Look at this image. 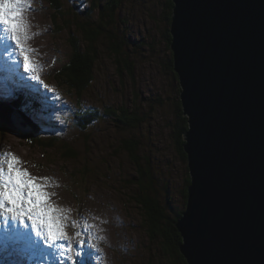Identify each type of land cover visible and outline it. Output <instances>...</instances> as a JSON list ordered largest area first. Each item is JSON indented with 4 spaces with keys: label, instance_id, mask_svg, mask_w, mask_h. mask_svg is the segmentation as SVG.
Here are the masks:
<instances>
[{
    "label": "rangeland",
    "instance_id": "1",
    "mask_svg": "<svg viewBox=\"0 0 264 264\" xmlns=\"http://www.w3.org/2000/svg\"><path fill=\"white\" fill-rule=\"evenodd\" d=\"M33 1L34 8L30 4L31 9L24 14L29 26L27 35L30 37L25 42V47L33 50V55L30 53V59L34 64L38 61L45 64V66L41 65L44 73L42 76H45L54 85L59 93L58 97L61 98V105L65 110L75 114L79 108L77 105L83 104L85 101L86 106L97 108V110H116L121 106H125L130 108L132 113L137 103L138 107L143 110L144 104L139 105L142 102L141 97L149 98V101L155 103L157 101L156 96L163 95L166 110L163 111L162 116L156 114L157 116L151 120L150 126L144 122L142 126L145 130L140 132V136L144 143L145 154H147L145 166L148 168L154 165V168L152 166L153 171L161 174L159 179L162 186H168V189L170 187L169 193L162 196V201L159 200L165 205L166 210L167 208L170 209V215H181L182 211L186 209L187 197L189 196L188 193L187 197H184L181 192L185 186H187L188 192L191 176L190 174L184 175L186 169L183 168L180 158L176 155L175 145L170 137L173 133L170 128L173 123L172 113L175 115L178 93L181 103L180 93L182 89L176 78L173 61L172 64L170 63L173 55L166 39V37L168 38L167 35H169L171 41L174 39L171 33L172 17H167L169 22L166 20L169 0H61L63 4L62 15L71 11L72 14L77 16V19L80 18L79 24L83 23V17H88L86 13L94 17V21L77 28L75 24L77 20H73L74 16H71L72 19L68 20L71 31L63 26L61 17L58 19V25L53 22V15L57 11L54 4L51 6L47 0ZM171 2L173 5V0ZM104 6L111 7L109 11L113 10L115 12L116 21L114 24L106 20L105 15L102 14V7ZM96 7L99 8L96 9ZM78 10L81 12L80 15L76 14ZM92 10L94 11L91 12ZM109 11L106 10L105 13ZM99 26H112L119 38L128 41L129 52L134 57L130 60L127 59L133 64L135 75L132 78L126 74L124 80L119 79L116 69V65L120 68L118 60L116 61V58H113L106 43L105 47L100 50L101 58H98V61L91 65L93 70L86 69L89 70L90 79H93L89 82L91 83L88 89L90 90L89 93L85 94L83 101H80L78 97L71 95L67 89L61 86L57 80L56 72H60L63 66L70 61L69 58L72 53L71 44L69 45L70 35H76L82 45L84 39L82 37L83 30L81 29H89L97 34L98 31L100 32ZM8 42L16 47L13 42ZM131 48H137L138 51L131 52ZM0 49L2 50L3 46ZM10 55L15 59V62L8 69L4 68L6 79L14 84L21 83L23 85L26 83L28 89L34 85L55 100L56 97L44 88L43 83L31 79V74L25 70L18 49L11 50ZM168 65H171V70ZM14 70L17 72L12 74ZM1 72L2 67H0V75ZM175 83L178 84L176 92L171 87ZM5 93L12 97V101L20 96L23 102L34 105L39 108L40 112L45 111L43 107L40 109L37 99L31 92L21 90L19 93L11 91H5ZM153 96L155 99H151ZM136 99L137 103H134ZM34 106L33 109L36 111ZM80 106L85 107L84 105ZM146 110L150 111V106H145L144 111ZM38 117L43 124L51 121L40 114H38ZM167 117L169 121L166 120ZM184 117L187 119L189 129L188 117ZM67 118H71V115ZM58 124L57 121L55 126H58ZM93 132L88 136L89 139L91 137L90 142H86V145L89 143L88 149L91 150V156L88 155V160L92 163L103 164L111 170L117 169L116 178H106L109 183L104 184L98 181L93 187H90L93 184L88 182L89 179L79 177L80 180L85 181V184L81 183L80 186L78 184L74 187L73 185L78 182V179L73 178L72 166L69 165L71 163H65L60 153H57L58 165L49 166L44 162L42 153L38 149L29 148L26 140L19 139L13 132H5V135H0V146L5 147L3 152L9 150L7 153L15 154L22 161L21 167L25 168L32 176L46 177L50 185H55L49 186L47 191L54 193L51 197L54 204L68 210L66 216L69 217L70 221V226H68L67 220L64 221L68 227L65 231L69 237V240L62 242L65 248L69 246V242L72 248L73 242L77 238L76 233L73 236L70 235L69 229L71 227L76 232L84 233L79 237V239L86 241L82 253L90 251L97 256L95 261L90 262L92 264H178L175 259H168L164 252H161V255L151 254L154 261L148 256L149 245L151 244L147 230H144V225L146 216L149 217L148 207L150 205L146 203V207H144V205L139 204L140 208L134 204L133 197L135 191L139 190L140 184L134 181L137 177L134 176L133 165L124 153L118 154V160L115 161L109 151L111 148L118 147V142H116V146H112V144L115 139L119 140L121 138L120 142L123 139L122 134L115 133V129L109 127L105 122L102 123L98 132ZM126 136H129V134H126ZM53 137L55 138L56 134ZM83 138L79 134H72L71 131L66 133L63 139L67 141V146L72 149L80 147V155L83 157V141H81ZM159 163L163 170H159L157 166ZM113 164H115V167ZM185 166H188V155ZM39 182L43 183V181ZM141 190L138 193L143 196L147 197L150 194V189L147 186H142ZM155 219L153 216L150 221L155 222ZM73 221L78 222L77 226H73ZM85 223L93 226L89 230L92 234L91 237L84 230ZM10 227L11 222L8 226L0 227V232L2 228L9 229ZM33 235L35 234L33 233ZM35 241L42 242L39 238H36ZM7 243L9 242L0 241L2 249L9 248L4 253H0V264L14 261L22 264L19 260H22L24 264H58V254L70 256L69 252L65 253L61 250L57 253L56 248L49 249L47 245L43 244L44 250L42 252H39L36 248L37 253L35 255L31 256L23 253L15 260L12 258L13 251L10 250ZM76 250L77 252L81 251L78 243L75 248H72L71 257L65 261V264H69L70 260H72V264L76 263ZM14 251L18 252L15 248ZM82 262L84 261L82 260Z\"/></svg>",
    "mask_w": 264,
    "mask_h": 264
},
{
    "label": "water",
    "instance_id": "2",
    "mask_svg": "<svg viewBox=\"0 0 264 264\" xmlns=\"http://www.w3.org/2000/svg\"><path fill=\"white\" fill-rule=\"evenodd\" d=\"M171 17L189 123L180 251L189 264H264V0H173ZM1 125L38 132L13 107Z\"/></svg>",
    "mask_w": 264,
    "mask_h": 264
},
{
    "label": "trees",
    "instance_id": "3",
    "mask_svg": "<svg viewBox=\"0 0 264 264\" xmlns=\"http://www.w3.org/2000/svg\"><path fill=\"white\" fill-rule=\"evenodd\" d=\"M47 2H49L51 6L54 4L57 10L53 15V22L58 25V19L61 17L63 26L67 27V30L69 31H71V26H69L68 20L71 18V16H74L73 20H77L75 23L77 28H81L83 25L94 21V17H91L89 13H86L87 15H85L88 17H83L82 15L83 23L79 24L78 22L80 21V18L77 19V16L72 14L71 11H69V13L65 12L64 15H62L63 4L61 3V0H47ZM172 7V2L169 0V10L166 13V20L168 22L169 20L167 17H171ZM98 8L99 7H96V9ZM102 8V14L105 15V19L114 24L116 21L115 12L113 10L109 11L111 7L104 6ZM71 10L73 11L74 9ZM106 10L109 12L105 13ZM93 11L94 10L91 12ZM76 14L80 15L81 12L78 10ZM81 30H83L82 37L84 39V43L81 45L76 35H70L69 45L71 44L70 48H72V53L69 58L70 61L63 66V69L60 72H56L58 76L57 80L63 88L67 89L71 95L78 97L80 101H83L85 94L89 93L90 91L88 90L91 86V83L89 82L91 79H93H90L91 76L88 74V72L89 70H93V66H91L92 63L97 62L98 58H101L102 55H100V50L105 47L106 43V46L110 49L113 58H116V61L118 60V65L120 68L116 65V69L119 79L124 80V76L126 74L134 78L135 73L133 71V64L132 62L128 61V59L130 60V58L134 57V55L129 52V43L124 38H119L112 26H99L100 32L98 31L97 34H94V31L89 29ZM167 36L168 38L166 37V39L170 47L171 40L169 35ZM131 50V52L138 51L137 48H131ZM170 63L172 64V57ZM168 66L171 70V65ZM171 87L174 89V92H176L178 89V84L175 83ZM162 96L163 95L156 96L157 101L155 103L149 101V98L145 99L141 97L142 102H140L139 105L144 104L143 110L138 107L137 98L134 100V103L137 104H135V109H133L134 112L132 113L130 112V108L125 106H121L116 110H97V108L95 109L93 107L86 106L84 103H81L80 105H84L85 107L78 105L79 108L77 112H75V114H69L71 115V118H68L67 122L71 123L72 126L67 131H72V134H79V136L84 137L83 140H81L83 141V157L80 155V147L75 149L68 147L67 141H65L60 134L56 135L55 138L53 137L55 134L52 133V131L55 130L54 127L48 123L43 124L38 117L37 112L33 109V106L30 103L23 102L18 98L12 102L17 109L32 118L36 124L45 129L38 135H17L19 139L26 140V142L29 144V148L33 147L38 149V151L42 153L44 162L49 166L53 167L58 165L59 161L57 153H60L65 163H71L69 165L72 166L73 178L78 179V182L73 185L74 187H76L78 184L80 186L81 183L85 184V181H82L79 178L89 179L88 182L93 184L90 187H93L98 181L102 184L109 183L108 179L106 178L112 179L113 177H117V169L111 170L103 164L92 163L88 160V155L91 156V150L88 149L89 143L86 145V142L91 139V137L90 139L88 138L90 133L92 131H94L93 133L98 132L103 122H105L109 127H113L115 129V133L118 132L122 134L123 139L120 142L119 140L121 138L119 140L115 139L114 143L112 144V146H116V142H118V147L111 148L109 151L111 152L110 155L112 156V159L115 161L118 160V154L124 153L127 155L129 162L133 165L134 176L137 177L134 179V181L140 184L138 191H142V186H147L150 189V194L147 197L145 195L143 196L142 194H139L138 191H135L133 197L134 204L138 206L139 204H142L144 207H146V203L150 205V207H148L149 217L145 215L146 218L144 225V230H147L148 237H150L149 242L151 244L149 245L150 250L148 256H150L151 260L154 261V258L151 254L161 255V252H164L168 256H171L173 259H175L178 264H187L184 257L179 254L180 245L182 244L181 234L176 227V222L178 221L179 216L170 215V209L167 208L166 210L165 205L161 203L163 200L162 196L169 193L170 187L168 189V186H162L159 179V175L161 174L153 171L154 165H151L148 168L145 166V157L147 154H145L144 143L140 136V132L145 130L142 124L146 122L148 126H150L151 120L156 118V114L162 116L163 111L166 110L165 101ZM177 97L176 103L178 104L176 105L175 115L172 113L173 123L170 127L173 133L170 135V137L172 139V143L175 145L176 155L180 158L183 168L186 169V172L184 171L185 175L189 174L188 167L185 166L187 155L184 151V135L188 129V124L187 119L183 115L181 105L182 103L179 101V93ZM151 99H155L154 96ZM0 102H2L1 97ZM145 106H150V111H144ZM166 120L169 121V118L167 117ZM66 128H68V126H65L60 131V133L64 132ZM74 130H76V132H74ZM77 130L78 132L80 131V133H78ZM5 132L12 133L5 126L3 127L1 125L0 135H5ZM126 134H129V136H126ZM113 166L115 167V164H113ZM157 166L159 170H163L160 163ZM186 194L187 186H185L181 192V195L184 197H187ZM153 216L156 218L155 222L150 221ZM178 259H180L181 262Z\"/></svg>",
    "mask_w": 264,
    "mask_h": 264
},
{
    "label": "snow or ice",
    "instance_id": "4",
    "mask_svg": "<svg viewBox=\"0 0 264 264\" xmlns=\"http://www.w3.org/2000/svg\"><path fill=\"white\" fill-rule=\"evenodd\" d=\"M30 10V0H0V39L13 42L22 57L24 67L31 74V79L41 82L38 74L42 66H36L30 59L33 51L25 47V42L30 39L27 35L28 24L25 20V12ZM22 161L13 153L0 152V227L8 226L11 222L12 231L8 238L14 244L35 246V237L44 242L49 249H60L63 252H71L69 246L65 248L63 241L69 240L65 231L67 225L68 210L54 204L51 197L54 193L47 191L50 185L48 178L32 176L25 168L21 167ZM39 181H43L40 183ZM30 222V223H29ZM73 226L78 222L73 221ZM20 226L24 231L20 230ZM91 225L84 224V230L91 237ZM30 229V230H29ZM84 233L78 231L77 243L82 255L86 241L79 239ZM94 247V245H92ZM83 264V262H81Z\"/></svg>",
    "mask_w": 264,
    "mask_h": 264
},
{
    "label": "bare ground",
    "instance_id": "5",
    "mask_svg": "<svg viewBox=\"0 0 264 264\" xmlns=\"http://www.w3.org/2000/svg\"><path fill=\"white\" fill-rule=\"evenodd\" d=\"M175 73H176L177 76H179L178 72L175 71ZM15 79H16V77H15ZM190 179H191V178H190ZM190 182H191V181H190ZM189 184H190V183H189ZM188 186H189V185H188ZM187 194H188V192H187ZM187 194H186V195H187ZM187 198H188V197H187ZM187 201H188V200H187ZM184 212H185V210L183 211V213H184ZM183 213H182L181 215H179V217H182V216H183ZM20 230L23 231V229L21 228V226H20ZM11 231H12V226H11L9 229L2 228V230H1V232H0V238L8 237V234H9ZM34 241H35V240H34ZM7 245L10 247V250L13 251V256H12V258L15 259V260H17V259L19 258V256H20L21 254H23V253L28 254V255H31L30 253H32V252H33V255H35V254L37 253V251H36V249H35V246L33 247V246H27V245H23V244H14L13 242H11V244L7 243ZM14 248H15L16 250H18V252L14 251ZM6 250H7V248L2 249V248L0 247V253H4ZM169 254H170V253H169ZM179 254L182 255L181 251H179ZM31 256H32V255H31ZM166 256H167L168 259H173L171 256H168L167 254H166ZM182 256H183L184 259L186 260V263L189 264L187 258H185L184 255H182ZM178 260L180 261V259H178ZM180 262H181V261H180ZM179 264H180V263H179Z\"/></svg>",
    "mask_w": 264,
    "mask_h": 264
}]
</instances>
